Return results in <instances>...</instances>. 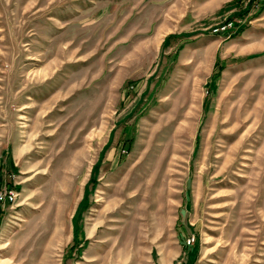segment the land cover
Masks as SVG:
<instances>
[{
    "label": "rangeland",
    "instance_id": "rangeland-1",
    "mask_svg": "<svg viewBox=\"0 0 264 264\" xmlns=\"http://www.w3.org/2000/svg\"><path fill=\"white\" fill-rule=\"evenodd\" d=\"M0 264H264V0H0Z\"/></svg>",
    "mask_w": 264,
    "mask_h": 264
},
{
    "label": "built area",
    "instance_id": "built-area-1",
    "mask_svg": "<svg viewBox=\"0 0 264 264\" xmlns=\"http://www.w3.org/2000/svg\"><path fill=\"white\" fill-rule=\"evenodd\" d=\"M226 25H223L222 27H225Z\"/></svg>",
    "mask_w": 264,
    "mask_h": 264
},
{
    "label": "bare ground",
    "instance_id": "bare-ground-1",
    "mask_svg": "<svg viewBox=\"0 0 264 264\" xmlns=\"http://www.w3.org/2000/svg\"><path fill=\"white\" fill-rule=\"evenodd\" d=\"M58 232V231H57Z\"/></svg>",
    "mask_w": 264,
    "mask_h": 264
},
{
    "label": "trees",
    "instance_id": "trees-1",
    "mask_svg": "<svg viewBox=\"0 0 264 264\" xmlns=\"http://www.w3.org/2000/svg\"><path fill=\"white\" fill-rule=\"evenodd\" d=\"M9 182V181H8Z\"/></svg>",
    "mask_w": 264,
    "mask_h": 264
}]
</instances>
